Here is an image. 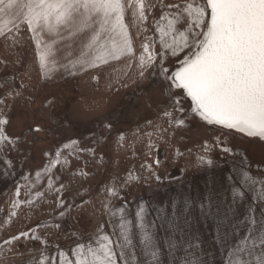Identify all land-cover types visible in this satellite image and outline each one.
<instances>
[{
  "label": "snow or ice",
  "instance_id": "snow-or-ice-1",
  "mask_svg": "<svg viewBox=\"0 0 264 264\" xmlns=\"http://www.w3.org/2000/svg\"><path fill=\"white\" fill-rule=\"evenodd\" d=\"M25 33L45 82L57 78L53 73L65 81L94 73L92 79L98 81V70L107 66L120 73L115 83L121 87L151 85L150 91L138 89L137 95L146 96L149 107L161 108L167 125L158 128L161 142L165 135L174 137L177 129L193 125L204 132L212 130L211 143L205 138L200 145L203 154L195 157L196 171L222 169L229 157L235 161L244 152L233 147L238 137L264 142V0H0V40L10 48H23L28 43ZM137 38H141L139 49L134 46ZM113 62H122L123 67L115 68ZM29 87L21 83L0 94V154L7 157L0 161L3 179L13 175L12 155L25 156L22 147L29 136L46 134L38 125H29L19 136L7 132L17 101H23L21 107L34 103ZM4 88L8 89L6 83ZM52 119L63 126V121ZM105 126L112 131L111 122ZM146 135L149 154L158 151L152 134ZM118 138L124 140L122 132ZM79 144L80 140L70 139L43 153L46 184L34 195L19 199L17 184L0 230L6 232L5 225L19 215L21 205L31 209L45 195L54 196L55 211L48 220L0 236V254L22 246L38 254L28 264H264V168L250 174L238 170L234 162L227 174L222 173L228 198L217 193L213 180L198 198L196 215L190 193H177L164 204L125 200L129 175L120 191L115 187L105 191L106 200L117 198L120 203L104 204L109 218L99 225L100 234L85 239L91 224L85 220L83 231L73 230L68 247L54 242L42 229L59 233L62 222L91 201L89 193L79 201L67 199L72 193L64 183L65 174H76L72 161L78 158L76 150L68 149ZM78 151L96 153L94 148ZM176 154L183 156L179 149ZM154 164L158 169L160 159ZM146 167L158 184L171 180L151 165ZM78 174L88 175L83 170ZM41 175L36 171L37 179ZM83 216L82 212L77 219ZM209 222L213 238L205 248L202 237L190 229Z\"/></svg>",
  "mask_w": 264,
  "mask_h": 264
},
{
  "label": "rangeland",
  "instance_id": "rangeland-1",
  "mask_svg": "<svg viewBox=\"0 0 264 264\" xmlns=\"http://www.w3.org/2000/svg\"><path fill=\"white\" fill-rule=\"evenodd\" d=\"M196 2L199 3V0ZM131 31L135 33L136 30L131 29ZM24 39L28 42L25 47L16 49L8 47L3 40H0V94L24 83L30 85L29 92L34 99V103L28 107H21L23 101H17L13 111L9 113L12 119L7 126V132L9 135L19 136L27 131L29 125H38L45 129L46 134L36 133L29 136L28 144L22 147L24 157L12 155L11 159L15 162L13 175L8 179L0 178V222L8 217L12 200L16 198L14 194L17 184L20 185L19 199L21 200L27 199L29 194L34 195L46 184L42 165L47 163V158L43 153L49 150L54 151L57 144L62 145L70 139H78L80 144L70 146L68 149L76 150L78 158L72 161V168L76 174H65L64 183L68 184V191L72 193L67 196V199L79 201L85 198L84 193H89L91 201L84 205L83 209H76L71 213L62 222L63 228L59 233L55 229H42L54 242L68 247L73 230L83 231L82 226L85 220L91 221L85 239L99 233V225L109 218L104 204L110 202L115 207L120 203L117 198L106 200V189L115 187L117 191H120L121 182L128 179L129 175L131 179L124 192L125 200L132 202L142 199L164 204L170 202L177 193H190L193 200V213L196 215L198 213L196 204L199 199L195 202L192 194H196V190L191 191L188 183L196 177H203L205 171L194 170L195 157L203 154L200 146L203 140L207 138L211 143L215 133L212 130L204 132L199 126L193 125L190 129H177L174 137L165 135L164 142H161L157 136L158 128L167 126L161 108L149 107L146 103L147 97L137 95L138 89L150 91V84L140 83L127 88L121 87L115 83L120 73L107 66L98 70L101 71L98 81L92 79L94 73L81 74L67 81L59 79L58 74L53 73V76L57 78L45 82L39 74L38 64L33 60V48L27 33L24 34ZM140 43L141 38L134 40V46L137 49ZM113 65L115 68L123 67L122 62H113ZM5 83L8 89L4 88ZM110 85L114 86L110 87ZM52 117L63 121V126L54 123ZM148 120L152 123L148 124L146 122ZM107 122L112 123V131L105 126ZM118 132L123 133V141L119 140ZM147 133L152 134L151 141L158 148V151L153 149L151 154L148 149ZM236 146L244 149L238 157H243L248 162L252 172L264 168V142L258 143L251 138L238 137L237 141L233 142V147ZM81 147L94 148L95 156L90 152H79L78 149ZM177 149L183 153V156L176 154ZM157 158L161 161L158 169L154 164ZM6 159L4 154H0V161ZM230 160H232L231 157H229ZM61 164H63V158ZM147 165H151L162 177L170 176L171 180L165 179L158 184L154 179L149 178ZM180 168L184 169L182 174ZM3 170V164H0V171ZM81 170L86 171L88 175L80 176L78 173ZM36 171L42 173L39 179L36 177ZM137 175L141 177L140 180L135 179ZM78 190L81 193L79 195ZM203 190L204 188L200 185L197 190L198 195ZM217 193L220 195L219 192ZM54 211L53 195H45L37 199L31 209L27 204H23L18 209L19 215L12 218L9 225H5L6 232L0 230V236L16 234L20 229L48 220ZM82 212L84 216L78 220L77 217H80ZM105 230L110 229L106 226ZM190 231L199 232L204 247L205 241L213 238L211 222L196 223ZM208 232L212 234L207 235ZM2 242L0 239V244ZM37 255V253L29 252L27 248L17 246L11 252L4 251L0 254V264H28V261Z\"/></svg>",
  "mask_w": 264,
  "mask_h": 264
},
{
  "label": "crops",
  "instance_id": "crops-1",
  "mask_svg": "<svg viewBox=\"0 0 264 264\" xmlns=\"http://www.w3.org/2000/svg\"><path fill=\"white\" fill-rule=\"evenodd\" d=\"M233 162L235 163V165H236L238 170L249 171L250 174H253L250 165L248 164V162L245 159H243V157H238V158L235 159V161L230 160L228 163L224 164V167L222 169L217 168L214 171H205L203 177L202 176L201 177H196V178L192 179L188 183L190 185V187H191V189H190L191 191L194 192L196 190V194H194V193L192 194V196L195 197V202L198 201V198L200 196V195H198V191H197L198 188L200 187V185H201V187L204 188L203 192H205L207 190V188L210 185H212L213 180H215V185L214 186H215L216 190H219L217 192L220 193V196L224 197V198H228V189H227L226 186L222 185L221 179H222V173L223 174H227L228 171H229V168L232 166ZM195 210L196 209H194V211ZM192 212H193V208H192ZM105 231H110V230H105ZM194 233H198L199 234V232H197V231H194ZM98 234H100V233H97L96 235H98ZM209 234H212V233L208 232L207 235H209ZM241 234L243 235L242 232H241ZM96 235H94L93 237H95ZM157 235H160V232H159V234L157 233ZM211 241H212L211 238H208L205 241V243H206L205 247L206 248L210 246ZM196 242L197 241H195V240L193 241V243H196Z\"/></svg>",
  "mask_w": 264,
  "mask_h": 264
}]
</instances>
